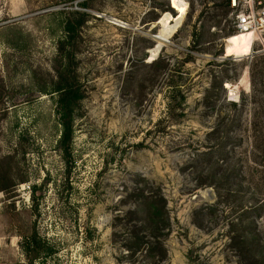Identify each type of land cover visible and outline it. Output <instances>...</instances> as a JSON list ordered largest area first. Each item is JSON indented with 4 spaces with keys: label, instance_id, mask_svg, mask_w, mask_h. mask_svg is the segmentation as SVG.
<instances>
[{
    "label": "rangeland",
    "instance_id": "rangeland-1",
    "mask_svg": "<svg viewBox=\"0 0 264 264\" xmlns=\"http://www.w3.org/2000/svg\"><path fill=\"white\" fill-rule=\"evenodd\" d=\"M176 1L0 0V171L11 191L0 193V264H28L33 228L52 254L32 264H240L233 205L195 187L191 161L235 163L254 194L244 206L264 207V34L237 35L222 0H180L181 21L156 51ZM73 13L85 15L69 49L81 99L65 163L50 90L68 61L57 47ZM241 98L243 108L228 105ZM155 190L169 226L157 240L164 257L155 247L148 261L126 246L134 231L155 246L136 212ZM248 218L264 240V210Z\"/></svg>",
    "mask_w": 264,
    "mask_h": 264
},
{
    "label": "trees",
    "instance_id": "trees-1",
    "mask_svg": "<svg viewBox=\"0 0 264 264\" xmlns=\"http://www.w3.org/2000/svg\"><path fill=\"white\" fill-rule=\"evenodd\" d=\"M222 4L229 10L227 0H222ZM84 19V14L73 13L63 26L65 38L59 42L57 52L60 59L63 58L68 61L63 68L56 70L57 80L51 84L50 90L52 93L57 94V114L61 126V133L57 145L65 163L68 162L71 154L73 111L76 103L81 99L75 85L74 76L71 75L72 54L69 49L74 43L73 41L79 27L84 23ZM159 65L160 61L155 60L150 65V68L156 70ZM208 99V97H204L205 102ZM223 99L226 101L225 96ZM181 101L183 103L184 98H181ZM245 101L244 98H241L240 101L230 102L228 105L235 110L237 107L243 108ZM231 123L232 121H230ZM250 127L252 129L254 148L257 151L258 145L256 143L262 139L261 136H258L260 131L257 117H254ZM213 132L215 135L218 134L217 130L212 131V134ZM227 137L228 135L223 138ZM221 138L219 136V141ZM205 156V154H200L191 161L193 169L198 173L195 187L211 188L217 198V202L220 203L224 200L232 203V211L236 215L228 225L229 240L236 249L240 264H264V240L261 239L258 230L256 231L254 219L248 218L251 212L260 213L264 210V207L259 206L257 203L250 204L249 207L244 206L247 203L246 200L248 197H250L249 201L254 199V194H250L248 187L244 186L245 177L244 173L240 171L241 168L239 166L235 163L225 164L219 161L212 162L210 159L207 161ZM7 179V173L0 171V193L6 196L7 199H10V184ZM136 212L141 215L140 223L148 231V237L155 242V246H146L147 244L143 238H140L138 232L134 231L130 233L129 246H126V251L131 256L137 253H139L138 255L143 254L148 261H151L157 256L154 251L155 247H157L161 257H164V249L157 240L159 235L168 228L169 220L165 211V202L160 192L156 190L146 191L142 197V202L136 208ZM198 213L203 214L202 210H199ZM22 249L28 264H32L35 260H38L42 253H47V256L52 254L50 248H45L42 245L35 228L31 230L29 237L25 238Z\"/></svg>",
    "mask_w": 264,
    "mask_h": 264
},
{
    "label": "built area",
    "instance_id": "built-area-1",
    "mask_svg": "<svg viewBox=\"0 0 264 264\" xmlns=\"http://www.w3.org/2000/svg\"><path fill=\"white\" fill-rule=\"evenodd\" d=\"M230 16L239 34H264V0H227Z\"/></svg>",
    "mask_w": 264,
    "mask_h": 264
},
{
    "label": "bare ground",
    "instance_id": "bare-ground-1",
    "mask_svg": "<svg viewBox=\"0 0 264 264\" xmlns=\"http://www.w3.org/2000/svg\"><path fill=\"white\" fill-rule=\"evenodd\" d=\"M174 5L177 9V13L179 16L177 17L174 25H172V26L169 23L170 16L168 14L164 15L159 20L158 24L161 26V30L159 31V33L154 38L157 41L156 51L159 50L161 44L166 43L167 39H169V37L173 34L175 29L178 27V25L181 21V18L185 12L184 4L182 3V1L178 0L174 3ZM237 35H253V33H243V34L238 33Z\"/></svg>",
    "mask_w": 264,
    "mask_h": 264
},
{
    "label": "water",
    "instance_id": "water-1",
    "mask_svg": "<svg viewBox=\"0 0 264 264\" xmlns=\"http://www.w3.org/2000/svg\"><path fill=\"white\" fill-rule=\"evenodd\" d=\"M155 38V37H154ZM210 192V191H209Z\"/></svg>",
    "mask_w": 264,
    "mask_h": 264
}]
</instances>
